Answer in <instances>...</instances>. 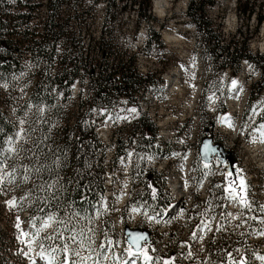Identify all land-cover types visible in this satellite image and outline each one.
Wrapping results in <instances>:
<instances>
[{"label": "rangeland", "instance_id": "rangeland-1", "mask_svg": "<svg viewBox=\"0 0 264 264\" xmlns=\"http://www.w3.org/2000/svg\"><path fill=\"white\" fill-rule=\"evenodd\" d=\"M37 1L41 0H30V4ZM105 1H99L93 12L90 32L95 37ZM188 1L166 0L165 12L158 15L151 0L149 14L154 20L148 24L137 21L129 10L123 15L116 10L114 42L126 50L122 58L135 55L137 71L156 73L159 80L156 87L142 91L132 102L119 99L105 115L104 111L94 115L95 132L105 147L103 186L109 194L103 195L91 215L82 218L91 228L72 231L60 222L62 236H58L50 217L34 229L25 212L11 215V206L21 199L19 188L10 184L1 187L0 264H48L49 259L59 264L66 259L65 244L71 249L68 258L78 264L77 251L88 257L84 264H226L228 260L235 264L240 252L246 253L248 264H264L259 259L264 257V117L260 120L264 91L258 93L254 86L259 71L242 60L232 77L230 71L218 70V62L213 65L204 60L199 37L185 17ZM210 1L214 4L206 7V14L221 32V46L242 43L250 53L264 54V22H256L257 14L264 15V7L261 12L258 9L261 0ZM15 2L10 0L11 12L16 11ZM242 10L251 12L250 17L240 14ZM149 28L160 35V43H151L150 51L145 52V40H153ZM84 41L87 43L86 38ZM19 82L13 86L0 83V112L10 119L18 111L27 125L41 110L23 105L30 85ZM142 114L148 119L145 124L136 122ZM145 126L156 132L153 150L148 148L152 135L147 136ZM25 128L24 123H17L3 152L25 136ZM205 137L232 154L228 173L227 162L216 157L209 164L200 160L199 146ZM118 152L122 154L115 158ZM142 168L154 169L165 178L161 198L170 206L164 218L152 214L156 208L152 202H139L142 196L158 193L149 181L144 187L137 184ZM8 176L6 171L0 173V185ZM106 185L110 187L106 189ZM235 194L245 202L234 200ZM189 213H196L191 222ZM126 226L150 232V243L140 250L151 258L147 262L142 254L129 255V250L134 251L125 241ZM212 234L219 241L211 249L207 242ZM225 248L229 252L224 253ZM42 251L45 258H41ZM163 251L177 255L171 263L164 262L160 260Z\"/></svg>", "mask_w": 264, "mask_h": 264}, {"label": "trees", "instance_id": "trees-1", "mask_svg": "<svg viewBox=\"0 0 264 264\" xmlns=\"http://www.w3.org/2000/svg\"><path fill=\"white\" fill-rule=\"evenodd\" d=\"M99 1L41 0L33 5L30 0H16V11L11 12L10 0H0V83L7 86L15 85L16 81L29 83L23 105L41 110L27 125L18 111L10 119L0 112V173L6 171L9 175L0 188L8 184L19 188L17 194L21 199L11 206V215L25 212L34 229L50 217L54 219L53 229L58 236H62L60 222L69 226L64 229L72 231L91 228L88 220L82 218L92 214L104 194L105 147L95 132L94 115L100 111L105 115L119 99L132 102L142 91L156 87L159 80L156 73L137 71L135 55L122 58L126 50L122 51L114 42L116 10L121 15L129 10L136 14L137 21L148 24L154 20L149 14L151 0L105 1L95 37L90 27ZM213 4L210 0H189L185 13L199 37L203 59L213 65L218 62V70H228L232 77L237 75L240 62L246 60L259 71L254 86L258 93L263 92L264 54H252L242 43L221 46V32L206 14V7ZM263 7L261 0L259 12ZM250 13L242 10L240 14L249 18ZM256 22L257 25L264 22V15L257 14ZM149 31L153 40H145V52L150 51L151 43H160V35L150 28ZM263 117L264 109L260 120ZM21 121L26 126L25 136L10 151L3 152L6 140ZM146 121L145 114L136 119L140 124ZM144 131L147 136L152 135L148 148L153 150L156 132L148 126ZM121 154L114 153L115 158ZM136 177L140 179L138 185L144 187L149 181L158 190L150 198L142 196L139 202H152L156 206L152 213L161 215L169 205L161 198L165 178L154 169L143 168ZM8 195L14 198L12 191ZM195 215L189 213L187 220L193 221ZM215 236L209 235L208 248L212 249L213 243L219 241ZM175 253L163 251L160 260L171 263ZM226 257L223 255L222 260ZM246 260V253L242 252L238 262Z\"/></svg>", "mask_w": 264, "mask_h": 264}, {"label": "water", "instance_id": "water-1", "mask_svg": "<svg viewBox=\"0 0 264 264\" xmlns=\"http://www.w3.org/2000/svg\"><path fill=\"white\" fill-rule=\"evenodd\" d=\"M227 155L229 156L227 157ZM199 156L200 160L205 164H209L213 157L219 159L221 163L227 162V173L233 164L232 154L224 151L223 147L219 144L214 145L211 137H205L202 139L199 146ZM123 234L125 235L126 243L135 252L140 251L144 243L148 244L150 242V232L148 230L132 229L126 226ZM133 237H142V239H140L137 243H133Z\"/></svg>", "mask_w": 264, "mask_h": 264}, {"label": "snow or ice", "instance_id": "snow-or-ice-1", "mask_svg": "<svg viewBox=\"0 0 264 264\" xmlns=\"http://www.w3.org/2000/svg\"><path fill=\"white\" fill-rule=\"evenodd\" d=\"M233 84H235V82H233ZM21 123H23V121H21ZM261 128L264 129V125H261ZM245 188H246V186L244 185L243 180H241V190H244ZM225 191L227 192L228 189H225ZM232 198L234 200L240 201L242 204L245 202L244 198L242 196H240L239 194L233 195ZM17 227H19V225H17ZM262 234H264V233H262ZM71 239L73 241H75V237L74 236ZM140 239H142V237H133V243H137ZM101 247H103V245H101ZM62 251L65 253L66 259L65 260H61L59 262V264H78L77 261L71 260L70 258H68V254L71 252L70 246L68 244H65L64 248L62 249ZM141 254L144 256L145 262H147L148 260L151 259L146 253H142L140 251L131 252L129 250V255L130 256H137V255H141ZM40 255H41V258H45L43 251L40 253ZM74 255L77 256V257H80V264H84V262L88 259V257L80 256V252L79 251L75 252ZM259 259L264 260V257H259ZM48 264H53V260L49 259ZM131 264H135V261H131Z\"/></svg>", "mask_w": 264, "mask_h": 264}, {"label": "bare ground", "instance_id": "bare-ground-1", "mask_svg": "<svg viewBox=\"0 0 264 264\" xmlns=\"http://www.w3.org/2000/svg\"><path fill=\"white\" fill-rule=\"evenodd\" d=\"M166 0H153V10L158 15H163L164 6H165ZM175 74V72H174ZM223 125H228V122H223ZM229 126V125H228Z\"/></svg>", "mask_w": 264, "mask_h": 264}]
</instances>
